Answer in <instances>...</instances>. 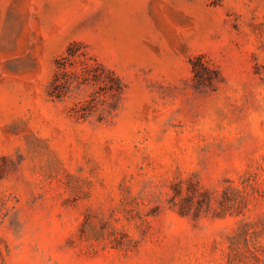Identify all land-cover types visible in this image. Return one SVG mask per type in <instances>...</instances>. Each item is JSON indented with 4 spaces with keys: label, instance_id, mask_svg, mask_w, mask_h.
I'll list each match as a JSON object with an SVG mask.
<instances>
[{
    "label": "rangeland",
    "instance_id": "1",
    "mask_svg": "<svg viewBox=\"0 0 264 264\" xmlns=\"http://www.w3.org/2000/svg\"><path fill=\"white\" fill-rule=\"evenodd\" d=\"M0 264H264V0H0Z\"/></svg>",
    "mask_w": 264,
    "mask_h": 264
},
{
    "label": "trees",
    "instance_id": "2",
    "mask_svg": "<svg viewBox=\"0 0 264 264\" xmlns=\"http://www.w3.org/2000/svg\"><path fill=\"white\" fill-rule=\"evenodd\" d=\"M67 54V57H63L59 62H57L58 70L52 82L53 91L51 92V94L55 95L56 97H58L61 93L59 89L69 82V75L73 74L71 71L67 70V62L70 61L71 58L73 60H76L77 58L79 59V56L76 55V53L73 52L71 48L68 49ZM78 62H80L84 68L88 67L85 60L79 59Z\"/></svg>",
    "mask_w": 264,
    "mask_h": 264
}]
</instances>
